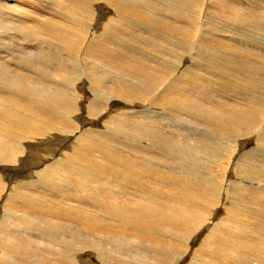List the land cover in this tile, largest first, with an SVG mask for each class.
Returning a JSON list of instances; mask_svg holds the SVG:
<instances>
[{
	"label": "bare ground",
	"instance_id": "6f19581e",
	"mask_svg": "<svg viewBox=\"0 0 264 264\" xmlns=\"http://www.w3.org/2000/svg\"><path fill=\"white\" fill-rule=\"evenodd\" d=\"M46 1L53 2L59 7L57 18H48L29 10L25 5L20 4L19 0H0V47L1 50L4 49L0 53V163L10 165L13 163L10 169H0V204L2 205L0 264H182L188 256L191 257L188 264H264V208L261 205L264 202V188H259L260 185L258 189H250L252 185L248 188L245 186L241 188L246 192L244 199L243 196L237 197L238 199L229 197L232 183L227 173L236 154L231 157L228 155L234 154L236 145V148L230 143L224 146L223 142L221 143L223 145L221 147L218 145L216 149L210 143L209 149L213 150V154H206L204 149L208 147H204L203 150L195 148L194 144H198V140H192V135L178 133L175 127L168 124L170 123L168 121L167 123L164 120L155 119L156 117L150 120L149 116L142 115L145 114L144 110L140 116L137 112L128 113L124 110L125 112L121 115L115 116V114L105 121V126L106 128L114 126L122 130L124 128L121 124L130 121L136 128L134 133L138 131L137 134L144 137L139 139H145L147 142L144 141L145 144H142L139 141L138 145H134L129 137L120 139L123 138L128 146L125 145L130 149L142 154L146 152L145 154L150 157L149 160L133 157L128 153V156L124 155L122 154L124 150L118 153L117 149L115 150L111 145H102L101 142L99 145L91 135L106 134L101 129L96 132L91 131L90 137L87 136L88 134L79 133L72 136L78 132L76 129L79 127L72 116V113L74 114L78 109L75 102L78 92L75 88L79 84L87 86L96 97L103 96L104 94L98 91L104 90L108 93L109 101L120 100L131 105L139 103L155 105L165 101L163 105L169 106L166 111L176 121L175 124L178 122L189 124L179 116L184 110L175 105L178 103L174 102V104L170 100L178 83L183 81L190 83L189 78L184 75L182 80H170L168 74L172 75L175 72L173 68L176 66L165 65L163 61L158 63L155 61L157 59L147 61L146 58L145 61L140 62L142 66L138 67L137 77L134 76L131 81L129 80L130 84H116V80H110L107 83L104 75L98 76L99 66L103 65L99 61L92 60L90 56H98L103 52H109L110 49L112 51L117 49L118 46L117 48L108 46V43L112 42L110 33L121 32L122 34L123 32L124 36L125 33H132V29L138 31L142 28H139L141 25L137 21L147 27L154 24L152 28L163 26L164 34L167 35V33L177 32L186 17L191 19L188 20L191 24L192 13L183 14L178 7L168 3L165 10H162L165 13L164 18H160L159 14L153 13L155 6H160L159 0ZM100 6L112 11V16L101 13ZM147 12L152 13L150 19ZM5 14H14L17 17L19 15V19L27 26L20 20L12 21L15 24L7 23L10 19L4 18ZM26 18L29 19L26 20ZM29 20L35 21L34 24L37 20L39 26L29 24ZM98 21L103 23L97 28ZM92 27L96 29L94 37L91 36ZM194 27L196 26L190 25L186 28L184 35L190 38L196 30ZM39 32L52 34L55 42L60 45H56V48L55 43L38 39L36 34ZM169 40L173 39L169 38ZM99 41L106 43L100 44ZM181 41L179 42L182 43ZM179 42L176 44L180 45ZM122 43L120 40L121 45ZM161 44L164 45L162 42ZM170 45L172 47V44ZM145 47L151 48L149 44H145ZM150 51L153 50L150 49ZM7 52L8 56L5 54ZM126 52L129 51L125 50ZM125 56L122 55L121 58ZM174 58L178 59L177 56ZM176 59L173 61L176 62ZM127 60H129L128 57ZM132 60L135 63L140 61L141 57L136 55ZM15 67L26 70L29 75H18V72L12 69ZM120 74L122 76V73ZM161 83L164 88L156 90ZM159 100L161 103L158 102ZM240 103L242 109H232V115L225 116L226 114L212 112L215 116L217 115L216 119L201 121L197 126H204V131L215 137L222 135L228 141L234 140L235 137L231 139L233 135L241 136L243 129L254 130L264 120L263 104L255 99L242 100ZM247 107L252 110L247 111ZM88 110L92 115L98 111V107L91 105ZM33 115L43 118L42 122L33 120ZM234 125L241 129H235ZM263 126L264 124L258 128L264 129ZM228 129L230 131H227ZM232 129H235L234 133ZM165 132L181 137L186 143L174 138V142L166 146L168 142L162 138ZM259 136L262 137V135ZM38 138L43 140L38 141ZM48 144L51 145L52 150L54 144L57 146L52 154L50 151L43 150L45 146L48 147ZM156 144H163L165 147ZM67 145L69 147L65 149ZM173 145L183 150L177 151L176 146L173 147ZM261 148L263 149V145ZM31 153L34 154L31 155ZM197 154L206 155L199 160L207 161L202 177L195 175L198 166L204 165L196 164ZM40 155H43L41 157L45 163H49L43 167L35 165L36 171L33 170L35 171L33 173L29 171V179L23 177L21 180L14 181L20 171H22L21 176L27 171L26 165L34 164V162L38 164ZM225 162H229L226 173ZM238 163L237 160L236 169H238ZM212 166L218 167V171L225 173L222 184H218L214 173L212 174L213 171L210 172ZM250 167L253 168V166ZM243 171L246 170L243 168ZM255 177L251 178L255 180ZM10 183L15 186L11 184L13 189L5 196L7 187L2 184L8 186ZM103 196L110 198L118 196L120 199H127V202L108 204L102 199ZM128 198L136 199L137 203L128 202ZM237 202L240 207L236 205ZM218 206H223L225 216L223 215V219L210 228L200 246L194 248L191 242L196 241L198 234L207 223H212L215 214L213 209ZM86 255L95 258L97 262L89 259L90 261L85 263L86 258L83 256Z\"/></svg>",
	"mask_w": 264,
	"mask_h": 264
},
{
	"label": "rangeland",
	"instance_id": "374dc122",
	"mask_svg": "<svg viewBox=\"0 0 264 264\" xmlns=\"http://www.w3.org/2000/svg\"><path fill=\"white\" fill-rule=\"evenodd\" d=\"M156 1H158V0H156ZM172 1H174V2H172ZM180 1L183 3H181ZM161 2L162 1L159 0L158 3H160V6L159 7L155 6L156 9H155V11H153V13L156 12L155 14L156 15L159 14L158 16L160 18H164L165 13L162 10H165V8L168 6V3L173 4L172 6L178 7V10H181L183 12V14H191L192 13L191 24L188 22V20H191V19H189V17H186L184 22H182V24H181V28L177 27L178 31L174 32L175 34L173 32H171L170 34L167 33V35H166V34H164L165 27H163V26H161L160 28H156L157 26L152 28V26L154 24L147 27L145 25H142L140 23V21L139 22L137 21V23H139V25H141L140 27H139V25H137V26L139 28H142L143 30L138 29V31H136V30L132 29V31H131L132 33H130V32L125 33L126 35H124V36L122 35V34H124L123 32H122V34H121V32H118L119 34L110 33V35L112 36V42L108 43V46L111 48H113V47L115 48V46L117 48V46H118V48L113 50V51L111 49L110 50L108 49L109 52H105V53L103 52L102 54H99L98 56H94V57L90 56V58L96 62L99 61V63H101L104 66V67L99 66L100 71L98 70V74H99L98 76L104 75V78H106L105 79L106 82L107 81L110 82V80H112V81L116 80V84H122V83L123 84H130L128 82L131 81L132 77H134V76L137 77L136 72L138 71V67L142 66V65H140V62L145 61L146 58H147V61H150V60L154 61L155 59H157V60H155L156 62L159 61L161 63L163 61V63L165 65L169 64V66H171V67L176 66L175 68H173L175 72L172 75L168 74L170 76V80L171 81H173L174 79L182 80L183 75H184L187 78H189L190 83H186L184 81L182 83H178L177 87H175L176 89L173 90V94L171 95L172 98L170 100L173 103L174 102L178 103V105L175 103L174 104L177 107L180 106L179 108L184 110V112H181V114H179V116H181L183 118V121L185 120L187 123H189L188 124L189 126L183 122H178L177 124H175L176 121L173 119L171 114L168 111H166L169 108V106L166 107L165 105H163V104H165V101H164V103H161V101L159 100L158 102H160L161 104L156 103L155 105H152V103H147V104L139 103L138 105L137 104L131 105V104L125 103V102L120 101V100L119 101H114V100L109 101L108 93L104 92V90L98 91L99 93L101 92L102 94H104L103 96L101 95V96L96 97L88 89L87 86H82L79 84V86H77V88L79 87V89H80V87H81V89L79 90V89L75 88L78 92V93H76L77 96L75 97V102L77 103L76 105H77L78 109H77V111L74 112V114L72 113L73 119L76 120L79 127L77 128L78 130L76 129V131H78V132L75 131L76 133L73 134L72 136H76L79 134H86V135L88 134L87 136L90 137L89 135H90L91 131L96 132V131H100L98 129H101L106 134H104L102 136H96L95 134L91 135L93 137V139L95 140V142L98 143L99 145H101V144L102 145H106V144L111 145L112 148H114L115 150L117 149L116 151L118 153L119 152L122 153V150H124L122 153L124 155L128 156V154H129L133 157L135 156L138 158H145L146 160L148 158V160H149L150 157L148 156V154H145L146 152L142 154V153H138V152L134 151L132 148L130 149V147H127L128 146L127 142L123 139L125 137H127V138L129 137L130 138L129 140L132 141L134 145H138L139 141L142 144H145L144 141L147 142L145 139H139V138H144V137L138 135L137 134L138 131H137V133H134L135 132L134 130L136 128L132 126L130 121H129V123H122L121 124L122 128H124L122 130H120L119 128L117 129L114 126H109V128H106V126H105V121H108L111 116L113 117V115H115V114H116L115 116H119L122 113H124L125 111L128 113L130 111L131 112L134 111V112H137L139 116L145 112V114H142V115L143 116H149L150 120L154 119L153 117H156L155 119L164 120L166 122L168 121L170 123H168V122L167 123L169 125L175 127L176 131L178 133H183L185 135H192V137H191L192 140H194V139L198 140V144H196V145L194 144L195 148H198V150H203L204 147H206V146L208 147V149L207 148L204 149V152L206 154H209V155L213 154V152H212L213 150L209 149L210 143H212L211 145H213L216 149H217L218 145H219V147H221L223 144H224V146H226L227 144L229 145V143H230V144H233L234 148H236L235 147V145H236L237 148L235 149L234 154L228 155L229 157H231V156H234L236 154L235 157H233L234 161L231 162L230 169L227 173L228 179L230 178V180H231L230 183H232L231 187H230L231 191L229 190L230 191L229 197H232V198L240 197L241 198L243 196L242 198L244 199V194L246 192L242 191L241 188H244L245 186H247V188H248L251 185L253 187H250V189H252V188L258 189L259 185L261 186L259 188H264V185H263L264 184V181H263L264 180V174H263L264 173V163H263L264 162V158H263L264 157V150H263L264 149V142H263L264 141V132H263L264 129L258 128V127H262V125L264 124V122H263L264 120L262 121L263 124L262 123L259 124V126H257L252 131H249V129H247L248 131L243 129L244 131L241 132V136H239V137H237L236 135H233V137L231 138L228 134V136L231 139H233L235 137L234 140H232V141H228L226 139L228 143L226 142L225 137H222V135L215 137L212 134H210L209 132L204 131L205 130L204 126H199V125L197 126V124H200L199 122H201V121L202 122H204L205 120H211L212 121V120L216 119L217 115L215 116V114L212 112H216V113H220V114H224V115L226 114L225 116L232 115V111H231L232 109H237V110L242 109L240 107V104H241L240 102H242V100L252 101L255 99V100L261 102L264 106V92H263L264 91V68H263L264 67V61H263L264 60V25H262V23L264 24V0H165V1L163 0V2L162 3ZM19 3L25 5L29 10L36 11V12L40 13V15H43V16L45 15L48 18L51 17L52 19H55L58 17L57 9L59 7L53 2H48L46 0H19ZM163 4H166V5L162 6ZM180 5H181V7H180ZM182 6H184V7H182ZM100 9H101V13L104 12L105 15L112 16V11L110 12L108 8H103L102 6H100ZM102 9H103V11H102ZM147 11H148V9H147ZM148 14H149L148 18L150 19V15L152 16V13H148ZM15 15H17V14L15 13ZM15 15L14 14L13 15L5 14L4 18L6 17L8 20L10 19L9 20L10 22L9 21L7 22L6 20L5 21L9 24L14 23L12 21H16V20L19 21L20 16L18 15V17H17ZM10 16H12V17H10ZM13 16H15V18ZM0 18H1V16H0ZM21 18H22V16H21ZM27 19H29V18H26V20ZM234 19H235V21H234ZM250 19H252V20H250ZM21 22L27 26V24H25L23 21H21ZM33 22L35 23V21L29 20L28 23L32 24ZM242 22H245V23H242ZM34 23H33L34 26H37V27L39 26L37 23V20H36V24H34ZM101 23H103V22H99V21L97 22V28L99 27V25H101ZM93 24H95V23H93ZM190 25L196 26V27H194V29H196V30L194 31V34L190 38H188L186 35H184V33H185L186 28H188ZM186 26H188V27H186ZM41 27H42V25H41ZM95 33H96V29L94 27H92L91 36H93V37L96 36ZM36 35H37L38 39H45L46 41H49V43H52V44L55 43L54 44L55 46L60 45V44L58 45L55 42V39L53 38L52 34H50V33L39 32ZM121 35H122V38H120ZM160 35L162 36V38H160L161 37ZM183 35L186 36V38ZM127 36H129V37H127ZM131 36H132V38H131ZM151 36H152V38H151ZM168 36H170V37H168ZM181 36H182V38H181ZM133 38H134V40H133ZM169 38H171L173 40H169ZM176 38H179V39H176ZM180 38L182 41L180 40ZM250 39H251V41H250ZM114 40H116V42H114ZM120 40H121V43L124 42V43H122L124 46L120 44ZM141 41L144 43H142ZM160 41L164 45H162ZM166 41H167V44H166ZM169 41L171 43H169ZM179 41H181L183 44L180 43ZM176 42L177 43L179 42L180 45L176 44ZM99 43L104 44L106 42L105 41H99ZM112 43L113 44L115 43V44L111 45ZM127 43L129 45L131 44L130 45L131 47H129V45ZM152 43H154V44H152ZM168 43H169L170 47H171L170 44H172L171 48L168 46ZM119 44H120V48H122V50L119 48ZM143 44H144V46H145V44H149V48L151 46L150 49L153 51H150V49H148L147 47L144 48ZM155 44H157V46ZM175 44H176V46H175ZM196 44H197V46H196ZM127 45H128V47H126ZM188 45H189V47H188ZM200 45H202V46H200ZM57 46H56V48H57ZM132 46H134V47H132ZM138 46H140V47H138ZM181 46H183V48ZM186 46H187V48H186ZM154 47H156V49H153ZM207 48H209V50ZM133 49H136V50H133ZM165 49H167V50L172 49L174 51H168L167 52ZM204 49L207 52H205ZM211 49L212 50L214 49L213 52ZM2 50L4 51V49H2ZM2 50L0 47V53H2L1 52ZM125 50L129 51L128 52L129 54L127 52L125 53ZM145 51H147V52L144 53V55H143L142 52H145ZM113 52H115V54ZM170 52H172L171 54H173L175 57L177 56V58L180 60L174 58L173 55L171 56ZM222 53H223V55H222ZM5 54L8 56L9 53L7 52ZM135 54L138 55V57H141V60L133 63L134 61L132 60V58H133V56H136ZM145 54H147V55L145 56ZM183 54H185V55H183ZM256 54H258V55L256 56ZM122 55L123 56L126 55V56L124 58H121ZM179 55H180V57H179ZM142 56H144V57H142ZM127 57L130 61L127 60ZM227 57H228V59H226ZM259 57H261V58H259ZM173 59L174 60L176 59V62L173 61ZM260 59H261V61H260ZM215 62H217L216 65H215ZM245 62H247V63H245ZM173 64H176V65H173ZM244 64H245V66H244ZM230 66H232V67H230ZM242 66H244V67H242ZM108 68H109V70H108ZM120 68H121V70H120ZM12 69L17 71L18 75H21V76L29 75V73L26 72V70H19L16 67L12 68ZM116 72H118V73H116ZM119 72L122 73V76ZM114 73H116V74H114ZM108 75H110V77H108ZM254 77H256L257 80ZM161 87L164 88L162 86V83L158 85L156 90H160ZM228 91H230V92H228ZM157 92H155V93L157 94ZM156 99H157V96H156ZM109 102H111V103H109ZM91 105L92 106L95 105L98 107V111L92 115L89 113V110H88ZM182 105H183V107H182ZM185 107H187L188 109H186ZM79 108H81V109H79ZM106 108H108V109H106ZM193 108L195 109V111ZM121 109H123V110H121ZM128 109H130V110H128ZM117 110L119 111V113ZM143 110H144V112H143ZM198 110H200V111H198ZM215 110H222V111L219 112V111H215ZM244 110L246 111V108ZM251 110L252 109L247 107V111H251ZM30 117H32V116H30ZM205 117H206V119H205ZM37 118L38 117L37 116L34 117V115L32 117L33 120H35L38 123H41L43 118L42 119H40V118L37 119ZM196 121H198V122H196ZM95 122H96V124H95ZM240 123H242V122H240ZM236 126L237 125H234L235 129H241L239 126H237V127ZM177 127H179V128H177ZM231 127H233V125ZM126 128H128V129H126ZM263 128H264V126H263ZM103 129H105L107 131H105ZM235 129H232L233 133L235 132L234 131ZM206 130H209V129L206 128ZM86 131H87V133H86ZM227 131H230V130L228 129ZM109 132H110V134H109ZM244 133H246V134H244ZM230 134H231V132H230ZM115 135H117V136L115 137ZM142 135H144V134L142 133ZM148 135H151V134H148ZM259 135H262V137ZM165 136L168 138H166ZM121 137H123L122 140L120 139ZM214 137L216 138V142H215ZM112 138H113V140H112ZM162 138L164 139L165 142H168V144L166 146H170V143L174 142V138H176V140H179V141L183 140V139H181V137L180 138L175 137L172 134H169L168 132H165L164 137H162ZM236 139H237V141H236L237 143L235 142ZM261 139L263 141H261ZM37 140L41 141L43 139L38 138ZM240 141H242L243 143ZM100 142H101V144H100ZM120 142H122V143H120ZM182 142L186 143L185 141H182ZM234 142H235V144H234ZM256 142H258V143H256ZM32 143H36V142H32ZM123 143H124V145H123ZM221 143H223V144H221ZM117 144H122L123 146H126V145L127 146L123 147L122 145H117ZM156 145L164 146L163 144H156ZM262 145H263V149L261 148ZM50 146L51 145L48 144V147L45 146V148L43 150H45L47 152L50 151V154H52L54 151H56L55 149L57 148V146H56V144H54L53 150H52V148L50 149ZM174 146H176L177 151L183 150L181 147H179L177 145H173V147ZM68 147H69V145H67L65 147V149H68ZM240 147H241V149H240ZM125 150L126 151L128 150V151L126 152ZM255 150H257V151H255ZM32 152H34V151H32ZM41 152H42V150H41ZM259 152H260V155H259ZM32 154H34V153H31V155ZM175 154H174V156H175ZM248 155H249V157H248ZM254 155H255V157H254ZM41 156H43V155H40V157ZM50 156H49V158H51ZM205 156L206 155H204V154H200V155L197 154L196 155V157H197L196 164L197 165H198V163L204 164L201 167L198 166V168H197V172L195 175H198L199 177L203 176V174H204L203 169H204L205 164L207 162V161L201 162L199 160ZM248 158H250V159L248 160ZM259 159L261 162L259 161ZM237 160L239 162L238 163V169L235 168V164H236ZM246 161H247V163H246ZM37 162H38V164L36 162H34V164L26 165L27 171L22 173V176H21L22 171H20V173L18 174V176H16L14 181L16 179L21 180L23 177L25 179H29L28 178L29 174H30L29 171L31 173L36 171L37 166H35V165H39V167H43V165L46 166V164L49 163V162L45 163V161H43L42 157L40 159H38ZM259 163H260V165H259ZM228 164H229V162L228 163L225 162V164H224L225 173L227 171ZM0 165H2L0 167V169H8V168L10 169V167H11V165L9 163H6V164L0 163ZM250 166H253V168ZM259 166L261 167V169ZM212 167H210V172L212 170L213 171L212 174L214 173L215 179L217 180L216 182L218 184H222V182L224 181L223 179H224L225 173L223 174V173H221V171H218L217 170L218 167H216V168L214 166H212ZM13 168L17 169L16 166L15 167L13 166ZM243 168L246 170L245 172L243 171ZM18 169H20V168H18ZM33 170H35V171H33ZM255 171L258 172L259 175ZM259 172L262 174H260ZM254 173H256V174H254ZM255 175H256V177H255ZM251 177H255L254 178L255 180H253V178H251ZM243 178H244V180H243ZM256 178H258L259 180L258 179L256 180ZM247 181H249V182H247ZM243 182H244V184H243ZM260 182H262V183L260 184ZM245 183H246V185H245ZM247 183H248V185H247ZM11 184L15 186V184H13V183H10V185L8 184V186H5L4 184H2L4 187H7L6 191H5V196L7 193H9L11 191V189H13V186ZM225 184H228V183L225 182ZM225 186L228 187V185H225ZM239 186H240V188H239ZM237 188H238V190H237ZM170 192L172 193V191H170ZM118 198H119L118 196L116 198L115 197L110 198L107 196H105V197L103 196L102 199L104 201L106 200L105 202L108 204H110L111 202L117 203V204L127 202V199L122 198L123 199L122 200V199H120V198L118 199ZM128 200H129L128 202L137 203L136 199L132 200V199L128 198ZM130 200H132L133 202ZM142 203H144V202H142ZM236 205L238 207H240L238 202ZM261 205L264 208V202ZM1 206L2 205L0 204V209H2ZM222 208H223V206H218V207H215L213 209V212H215V214L212 218L213 224L207 223L206 226H208L209 228L208 227L205 228L206 227L205 226L200 231V233L198 234L196 241L193 240L191 242L192 243L191 246L193 245L194 248L195 247L198 248V246H200V243L203 241L204 237L206 236V233L210 230V228H212L214 224L218 223L219 221H221V219H223V217L225 216V211H224V208L223 209ZM187 243H188V241H187ZM83 258H86L85 260L87 262L85 261V263H88V261H90L89 259H92L93 261H95V263L97 262L95 260V258L87 256V255L83 256ZM190 258H191L190 256H188V258L186 257L182 264H188V262L190 261Z\"/></svg>",
	"mask_w": 264,
	"mask_h": 264
}]
</instances>
